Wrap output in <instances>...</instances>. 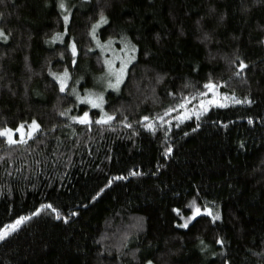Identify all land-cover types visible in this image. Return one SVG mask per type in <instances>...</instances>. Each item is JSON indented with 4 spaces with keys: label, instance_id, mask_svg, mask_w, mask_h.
<instances>
[{
    "label": "trees",
    "instance_id": "16d2710c",
    "mask_svg": "<svg viewBox=\"0 0 264 264\" xmlns=\"http://www.w3.org/2000/svg\"><path fill=\"white\" fill-rule=\"evenodd\" d=\"M101 14L135 57L119 91ZM0 31V131H33L0 136V229L29 217L0 264H264V0H0ZM206 84L240 103L156 125Z\"/></svg>",
    "mask_w": 264,
    "mask_h": 264
},
{
    "label": "rangeland",
    "instance_id": "374dc122",
    "mask_svg": "<svg viewBox=\"0 0 264 264\" xmlns=\"http://www.w3.org/2000/svg\"><path fill=\"white\" fill-rule=\"evenodd\" d=\"M65 8L67 9V4L65 3ZM68 22V21H67ZM104 25V23L100 22L96 29H94V39L96 43V48L100 51L104 57V63L106 67V76L105 80H101L99 82L100 87L101 85L105 87L104 90L108 91H119L123 82L126 79L128 70L131 64L135 61L134 54L132 53V48L129 47L126 42H120V46L117 43H106L102 44L100 41L97 40L95 34L99 31V29ZM59 42H62V38L58 39ZM0 41H6V36L4 38H0ZM56 43V42H55ZM75 46V45H74ZM73 51V45L71 46ZM77 49L75 47V54ZM123 68V74L120 77V82L117 84V75L120 73V69ZM63 78V76L61 77ZM59 83L61 84V79H58ZM68 76L65 80V87L66 89ZM112 85V86H110ZM96 87H99L98 85ZM92 88L86 91L85 96L80 97V103L88 104L92 109H97L101 112V120L100 121H107L108 115L105 109L106 105V93L102 91L101 88ZM102 97V99H101ZM89 100L95 101L99 104V107H93L92 103L88 102ZM199 100V101H198ZM236 101L234 99L222 96L218 90V88L212 87L211 89L208 88L205 93L201 94L199 97L191 98L186 102L180 104L176 111H182L180 116L177 118H173L165 122L164 120H159L156 125L158 126H171L173 124H178L192 118H199L202 115L208 113L214 107H228L231 105H236ZM83 117V116H82ZM88 121L91 120L90 114H88ZM80 122L79 119H77ZM33 126V125H32ZM34 127V126H33ZM153 127V126H152ZM156 127V126H154ZM38 130V127H34ZM33 131H29V135L26 131L14 132L12 135V139L16 142L18 140L17 136H31ZM5 137V136H4ZM7 138V137H6Z\"/></svg>",
    "mask_w": 264,
    "mask_h": 264
},
{
    "label": "snow or ice",
    "instance_id": "6c2138e0",
    "mask_svg": "<svg viewBox=\"0 0 264 264\" xmlns=\"http://www.w3.org/2000/svg\"><path fill=\"white\" fill-rule=\"evenodd\" d=\"M60 7L61 8H64L65 7V5H64L63 2L60 3ZM64 21H65V23H67V21H68V16L67 15L64 16ZM99 22H102V23H106L107 22L106 21V18L103 16V14H101L100 21ZM95 27L96 26H93V30L95 29ZM4 36H5V34L2 31H0V38H4ZM73 54H75V46L74 45H73ZM241 67H244L243 62H241ZM123 71H124V69L121 68L120 69V73L117 75V78H116L117 79V84L120 82V77L123 74ZM67 75L68 74L65 71V73L63 74V78L58 77V79H61V88H60L61 91H64L65 80L67 78ZM110 86H112V85H110ZM205 87L211 89L213 87V85L212 84H206ZM101 99H102V97H101ZM88 102L92 103V106L93 107H99L100 106L95 101L89 100ZM236 102L237 103H240V101H236ZM248 102L250 103V101H248ZM87 118H88V113L85 112L84 115H83V117H74L73 119H79L81 123H87L88 122V119ZM111 118L112 117H108L109 120ZM145 119H147V118H145ZM97 122L100 123L102 121H97ZM33 126L34 127H38V125H36V122L35 121H33ZM22 127L23 126H21V129H22ZM21 129H17L16 131H20ZM12 135H13V130L12 129L5 128L2 131H0V136L7 137L9 143H15V141L12 139ZM168 151H171V149H168ZM117 179H120V177H117ZM45 207L50 208L52 210V212L56 213V218L57 219H60L59 212L57 211V209L53 208V206L51 204H49V205H41V208H45ZM206 212H207V214L209 216H213L211 209H206ZM199 213H200V209L199 208H196L195 209V212H194V216L195 215H199ZM34 214H38V213H34ZM217 218L218 217L213 216V219L214 220L217 219ZM27 219H29V217L21 216V217H19L15 221L14 224L5 225L4 229H0V240L5 239L6 236L10 233V231H14L16 229V227H18L22 222H24ZM183 226L186 227L187 225L185 224Z\"/></svg>",
    "mask_w": 264,
    "mask_h": 264
}]
</instances>
